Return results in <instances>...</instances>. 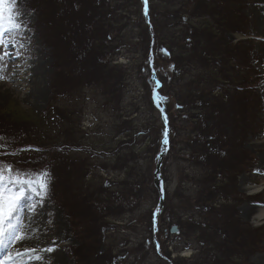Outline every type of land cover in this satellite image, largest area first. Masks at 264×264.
<instances>
[{"label":"rangeland","instance_id":"obj_1","mask_svg":"<svg viewBox=\"0 0 264 264\" xmlns=\"http://www.w3.org/2000/svg\"><path fill=\"white\" fill-rule=\"evenodd\" d=\"M113 2L16 0L15 6L23 13L24 27L12 35L13 42L6 49H0L10 53L0 61L2 74L6 77L0 79V137L4 138L0 141V161L32 173L47 170L51 175L49 191L42 204L27 189L23 200L25 206L35 204V210L43 215L42 233L47 239L56 232L65 236V241L56 245L55 253L43 252L42 264H174L178 260L192 264L200 246L193 232L189 236L190 246L184 249L181 247L188 237L182 234L178 225L174 226L178 227L179 233L172 234L170 230L165 231L161 219L156 227L150 224V215L152 212L154 215L159 199L154 173L166 128L161 110L152 99L156 83L153 75L150 79L147 76L145 63L150 60L156 80L163 84L158 91L160 98H170L166 99L169 111L166 104L167 109H164L169 139L160 175L164 195L168 196V212L171 210L176 216H182L181 222L185 224L204 220L205 216L193 208L192 203L203 190L208 163L206 157H199L192 147L194 131L203 118L202 115L197 118L201 112L189 110L191 106L181 111L174 96L181 91L185 94L188 83L199 84L202 75L207 82L210 74L193 62L177 69L181 79L165 81L163 76L170 75L173 65L164 64L170 61L164 49L184 55V49H190V40L179 37L184 20L182 25L174 27L162 24L156 46L153 42L150 46L152 54L159 47L156 58L163 54L167 57L155 59L153 66L152 55L146 57L150 38L140 2L136 8L129 9L131 11H117L114 17H110L106 10L113 8ZM240 2L247 34L232 31L224 35L232 44L245 47L241 49L246 50L244 56L243 53L237 54L240 55L238 62L246 61V67H250L243 72L234 68L235 84L239 86L243 76L249 82L243 89L240 86L238 89L224 88L225 99L230 95V100L226 101L220 114L212 109L204 110L209 119L211 113L217 117L214 124H210L211 129L214 125L230 128L229 139L221 137V131L216 130L214 138H206L213 144L205 146L208 149L214 147L213 153L217 150L213 155L217 160L225 159L221 150L228 148L238 150L239 154L247 153L250 168L241 169L232 176L236 177V197L239 198L233 210L237 212L238 220L252 230H258H250L248 263L264 264L261 261L264 256V221H257L256 214L250 215L251 206L264 208V176L258 169L264 159V24L259 19L258 0ZM151 6L148 16L156 18L154 14L159 13L158 19L165 22L162 15L169 11V4L152 0ZM122 17L128 19L121 23ZM190 21L205 22L202 19ZM97 31L100 34L95 41L92 37ZM110 38L112 43L106 42ZM109 46L122 48L107 57ZM188 56L189 52L185 57ZM229 71L222 68V78H226ZM109 75L110 90L106 88ZM108 90L111 95L106 96L104 93ZM125 126L130 131L120 133ZM245 126H250L248 135L242 128ZM128 133L136 145L120 151L122 147L117 148V145L127 138ZM236 136L243 139L235 142ZM66 149H72L73 155L65 157L60 153ZM126 158L133 159L128 167L134 170L119 167ZM60 159L64 163L61 172L56 173L55 170L62 165H57ZM82 164L90 168L87 178L90 181L87 187L73 184L71 187L68 178L76 177L79 182ZM130 172H134L130 183L137 180L141 185L135 190L136 198L130 197L127 204H120L119 209L117 204L123 200L115 193L117 209L114 213L105 212L102 203L101 206L91 201L90 196L103 188L117 192L119 184L128 180ZM74 173H78L77 176ZM73 196L74 202L71 201ZM230 203L235 204V201L222 200L221 209ZM73 215L76 218L72 220ZM58 238L55 236L51 241H58ZM255 241L257 247L252 245ZM157 243L160 254L156 253ZM182 252L184 257L180 255ZM167 253L174 262L165 259ZM234 261L239 263L240 259L234 258Z\"/></svg>","mask_w":264,"mask_h":264},{"label":"trees","instance_id":"obj_2","mask_svg":"<svg viewBox=\"0 0 264 264\" xmlns=\"http://www.w3.org/2000/svg\"><path fill=\"white\" fill-rule=\"evenodd\" d=\"M114 1L116 5H114L115 3L113 2V8H111L112 7L111 6L106 10L107 11L106 15H109L110 17H114L117 11L126 12L129 9L136 8L138 6V1L140 2L141 5L140 7L142 9L141 14L144 19V22L146 23L147 33L150 38V44L149 47L147 48L148 53L146 57L148 58L149 56L150 58V55H152L154 59L153 66H155V61H157L155 59L159 60V58H164L168 56L167 58L170 59V61H166L164 62V64L173 65V70L171 71L170 75H168L167 77L163 76L164 79L166 78L165 81L176 82L179 79H181L178 78L179 76L178 70L183 68V66L191 64L193 62H195V65H199L200 69H202L204 72L210 74V76L207 79V82L205 81V75H202L200 77L199 84L194 86L192 83L191 84L188 83V88L186 89L185 94L182 93L181 91V92H177L174 96V98L177 97L178 99L177 102L180 105L181 111L184 110L186 106H191L189 110H198L199 112H201L200 114L197 115L198 119L200 118L201 115L203 116L200 123H198L197 125V129L194 131L195 135L193 136L192 147L195 148V151L197 154H199V157H204V156L206 157L205 159H207V163H208L207 165L208 172L205 175L207 177V180H205V182L203 183L204 185L203 190L198 195V198L196 199L195 203H192V206L193 208H196V210L199 211L202 216L205 217L203 222L192 223L191 221H189L186 224L181 222L182 216H176L174 213L170 212L171 210L168 212V207L166 205L168 196H166L164 197V205L159 216V219H161L162 221V226L165 228L166 232L169 231L170 230L169 228L172 227L173 225L179 226L180 230L182 231V234L188 237V239H186V242H184L181 247L184 249L190 246V244H188L190 241L189 236L192 234V232L195 234L196 236L195 239L197 240V244H199L200 246L198 249H196V251H198L197 252L198 254L196 253L197 255L193 256L195 258L194 260L196 261L195 263L192 264H245V263L249 264L248 256L250 255V249H251L250 230L252 232H258V230H254V229L252 230L251 227L248 226V224L242 223L236 217L237 212L234 211L233 209L236 206V204H238L239 198L236 197V190H237L236 177L234 178L232 176L233 174H237L238 171H240L241 169L248 168L250 163L248 161L250 159L245 156L247 155L246 152L243 154H239L238 150H235L233 148L232 149L228 148L226 150H221L222 151L221 154L225 155L224 156L225 159L218 158L217 160L215 159V156H213L215 155L214 153L217 152V150L214 151L213 153L212 150H214V147H210L209 149L211 151L209 153L208 152L209 149L205 146L207 144L209 145L213 144L212 140L207 141L206 138L209 136L212 137L215 136L216 130L221 131L222 134L221 137L225 136L226 139H229L230 135L228 133L230 131V128L224 126L218 128L219 125H217V127L214 125V128L211 129L212 127H210V124L213 125L214 124L213 122L215 121L214 119H216L217 117L214 114L212 115L211 113L212 118L209 119V117H207L208 113L205 114L204 110L212 109L214 113L220 114V110L222 109L223 106H225L226 101L230 100V95H227L228 98L225 99L224 88L230 86L232 87V89H238L240 87L243 89L247 86V82H249L248 79L246 82V78H244L243 76L241 77V80H239L240 82H242L239 85L240 87L237 86V83L235 84V78L233 77L234 74H232L234 72L233 71L234 68H238L239 69L238 71L243 72L244 70H250V67L248 65L246 67L247 64L246 61L244 63L240 61L238 62L240 55L237 54L243 53L242 55L244 56L246 50L243 51L241 49L245 47H243L242 44L241 45L232 44L230 41H228L225 38L224 35V33L232 32V31L241 34H247V23H246V19L241 13L240 0H160L162 2L166 1V3L169 4L170 9L172 7V10L169 9V11L165 12V14L162 15L165 22H160V19H158V16H160L159 13L154 14V17L156 18H153L151 15L148 16L150 18L149 20H147L144 11L143 0H114ZM151 2L152 0H148V9H149L148 11L150 13L152 10ZM134 14L135 13H133V15ZM120 19L122 23L123 20L125 21L128 18L122 17ZM190 19H195V20L202 19L205 22L196 23V22H191ZM183 20L185 25L180 26L181 29L183 28V30H180L183 35L181 34L179 35V37H184L183 38L184 40L186 39L190 40L189 43L190 49H188V51H185L186 49H184L185 55L186 53L189 52L190 56L185 57L184 53L182 52L175 54L173 53L172 49L169 50L164 49L166 51L165 55L167 56L163 54L162 56H158V58H156L155 57L157 54L156 51L157 49L159 51V47L156 49V51L154 50L153 54H151L150 53L151 42H153L152 44L156 46L157 44L156 38L157 36L159 37L160 30L162 29V24H164V27L165 26L174 27L176 25L177 26L182 25ZM99 34L100 33L97 31V34L94 35L92 38L96 41ZM106 42L112 43V39L110 38V40L108 41L106 40ZM162 47L163 46H160V48ZM120 48L122 47L109 46L108 47L109 51H107L106 56L108 57L110 55H113L114 53H118L120 51ZM99 49L102 50L103 52V48H101V46L99 47ZM102 54L103 53H101V55ZM222 68H224L225 71L227 72L229 70L231 71V72L229 71L230 74H228L226 78H222L223 75L221 73ZM145 69L147 70V74H148L147 76L150 79V76L153 75V72L150 67V63L147 60L145 63ZM185 74H187V72ZM239 75H241V73ZM110 79L111 76L109 75L107 77V80L109 81V86L107 85L106 87V88L109 87L108 88L109 90H110ZM162 88H163V84H162ZM109 90L107 93L106 92L104 93L106 96L111 95L109 93ZM185 97H187L186 100ZM166 99L168 101L170 98L167 97ZM168 105L169 102L166 103V107H168V109L167 108L166 109L169 111ZM207 121H211L212 123ZM242 128L245 129L244 131L245 134L248 135V131L250 133V126L248 127L245 126ZM126 131H130V129L127 128V126L122 128L120 133ZM145 133L142 132V134ZM129 135L130 134L128 133L127 138H124L123 142L118 143L117 148L122 147L120 151L126 150L127 147L131 149L133 148L134 145H136V142L133 139V137ZM240 139L243 138L241 136H236L235 142L239 143ZM237 146H241V144H237ZM73 152L74 151L72 149H66V150H62V152L60 153L65 157H69V155L70 156L73 155ZM63 161H64L63 159H60L57 162V165L59 166L61 164L62 165L60 166V168H57L55 170L56 173L61 172L60 169L63 166L64 163ZM132 161L133 159L129 160L128 158H126L124 162L121 163V165H119V167L120 168L125 167L126 169L134 170V168L128 167L130 163H133ZM82 166L83 167L81 168V179L79 182H76V177L74 178L72 176L71 178L70 177L68 178L69 180L68 184H71V187L72 184L76 186L80 185L79 187H87V184L90 181L87 179L90 173V168L85 164H82ZM133 173L134 172H130L128 175V180H126L122 184H119L120 188L117 190V192H112L111 190H108L106 188H103L104 190L101 189V191H97V192L94 191L95 193H93L92 196H90L91 201L98 202L101 206L103 204V208L105 212L114 213L117 209V207L115 206V204H117L115 193H117L118 196L122 198L121 200H123V202L117 204L119 205V209L121 208L120 204H125V203L127 204V200L129 201L130 197L136 198L135 190H138L141 187V185L139 184L140 182L137 180H135L134 182L132 181L130 183L129 179H131V177L134 176ZM74 174L75 176H77L78 173H74ZM72 189H74V187ZM75 200H76L75 196H73V200L71 201L74 202ZM222 200L228 202H230V200H233V202L235 201V204L230 203L229 206H225V208L221 209L223 207L221 206L222 204H220ZM157 201L158 202L156 205L158 206L159 199ZM73 202H70L69 200V203L72 204ZM188 206L189 208L190 207L192 208L191 205ZM69 207L70 209H72L71 206ZM71 217L72 220L73 218L74 219L76 218L75 215ZM153 218L154 216L152 212V214L150 215V220H151L150 224L152 225L154 224ZM226 218H228V220ZM230 220H232L233 223L232 222L229 223L228 221ZM196 223L198 224L197 226ZM222 236L224 237V239H222ZM252 245L253 247L254 246L257 247L258 243H256L255 241L253 242ZM155 249H156V253L160 254L158 248ZM204 249H205V253H203ZM233 255H235L234 257L235 259H240L239 263L234 261V258L232 257ZM165 259L168 261H172L170 258V253L166 254ZM174 264H187V263L180 262L178 260L177 262H174Z\"/></svg>","mask_w":264,"mask_h":264},{"label":"snow or ice","instance_id":"obj_3","mask_svg":"<svg viewBox=\"0 0 264 264\" xmlns=\"http://www.w3.org/2000/svg\"><path fill=\"white\" fill-rule=\"evenodd\" d=\"M147 2V0H145ZM8 5L6 8L5 5ZM16 0H0V49H6L9 43L13 42L12 35L19 31L23 24V13L16 6ZM10 55L6 51H0V61L4 56ZM19 55V53H17ZM3 67H0V79L6 77L2 74ZM4 138L0 137V141ZM167 143V140H165ZM14 155V153H13ZM51 181V175L47 170L39 173L27 172L13 167L0 161V248L7 252L8 247L14 241L26 239L20 231L22 227V213L27 210L35 212L36 205L23 204L26 197V189L39 199L42 204L44 197L47 196ZM53 248L47 251H53ZM32 249H26L25 252H32ZM25 253L16 252L13 256L8 254L6 257L0 256V264H9ZM37 260L39 256L35 257ZM28 264V262H24Z\"/></svg>","mask_w":264,"mask_h":264},{"label":"bare ground","instance_id":"obj_4","mask_svg":"<svg viewBox=\"0 0 264 264\" xmlns=\"http://www.w3.org/2000/svg\"><path fill=\"white\" fill-rule=\"evenodd\" d=\"M258 6V14L259 19L262 24H264V0H258L256 3ZM34 68H32L33 70ZM261 165L259 166V174L264 176V159L261 160ZM256 214L254 217L257 221H264V208H256L250 207V215ZM22 227L20 229L21 233L26 236V239L14 241L10 244L5 252L2 248H0V256L6 257L8 254L15 255L16 252L25 253L23 256L18 257L12 261H9V264H24V262H28V264H42L41 260H37L35 257L39 256L40 258L43 255V252H47L49 254H53L56 252V245L63 243L65 241V236L60 232H56V234L50 235L51 238L44 236L42 233L44 219L41 212L35 210V212L25 210L22 213ZM54 230V228H53ZM56 231V229H55ZM58 238V241L52 242L51 239L53 237ZM58 236V237H57ZM45 248H53L54 250L49 252ZM26 249H32V252H25ZM45 249V250H44ZM261 261L264 263V256Z\"/></svg>","mask_w":264,"mask_h":264},{"label":"water","instance_id":"obj_5","mask_svg":"<svg viewBox=\"0 0 264 264\" xmlns=\"http://www.w3.org/2000/svg\"><path fill=\"white\" fill-rule=\"evenodd\" d=\"M144 9H145V15H146V18H148V15H147V10H148V0L147 2H145L144 0ZM158 87H159V83L156 84V86L154 87L153 89V100L155 102H158V98H157V95H158ZM164 111V109L162 110V112ZM164 122L165 124H167V120L166 118H164ZM165 140H167V143H165ZM167 148H168V128H166V134H165V139H164V144H163V150L161 151V153L159 154V163L156 167V171L154 173V178H155V185H156V188L158 190V193H159V206L157 208V210L155 211L154 213V223L156 224L157 221H158V217L162 211V208H163V205H164V186H163V182H162V178H161V166H162V162H163V158H164V155L167 151ZM172 234H178L179 233V229L177 226H172L171 227V231H170Z\"/></svg>","mask_w":264,"mask_h":264}]
</instances>
